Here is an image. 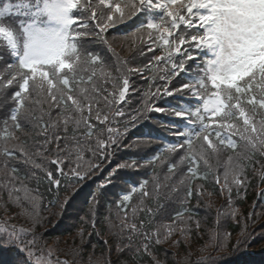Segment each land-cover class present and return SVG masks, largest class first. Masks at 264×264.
I'll return each mask as SVG.
<instances>
[{"label": "snow or ice", "instance_id": "1", "mask_svg": "<svg viewBox=\"0 0 264 264\" xmlns=\"http://www.w3.org/2000/svg\"><path fill=\"white\" fill-rule=\"evenodd\" d=\"M115 41L128 55L116 51ZM8 105L0 120V188L31 221L28 228L0 227V250L16 252L13 264H74L54 259L36 231L44 226L40 199L25 180L39 181L37 171L49 203L61 209L57 215L99 178L87 219L80 218L97 235L101 199L117 189L103 216L113 236L111 246L105 241L104 264H127V251L160 264L150 248L177 230L184 240L175 244L199 234L201 220L190 205L213 195L210 184L225 203L205 247L225 248L232 233L218 229L240 215L235 205L251 183L246 169L255 156L264 158V0H8L0 6V109ZM146 121L163 135L133 134ZM124 151L134 154L118 158ZM16 162L30 166L23 179ZM149 170L150 179H142ZM173 195L182 210L157 225V213L168 212L160 200ZM258 196L264 201V191ZM0 207L7 211V202ZM86 235L80 227L65 241L68 255L83 257ZM133 236L141 238L139 248ZM240 237L233 250L255 239L243 230Z\"/></svg>", "mask_w": 264, "mask_h": 264}, {"label": "trees", "instance_id": "2", "mask_svg": "<svg viewBox=\"0 0 264 264\" xmlns=\"http://www.w3.org/2000/svg\"><path fill=\"white\" fill-rule=\"evenodd\" d=\"M111 35H115V33H112L109 35V39L111 41ZM98 46H93V48H97ZM113 47L116 48V51L121 53V55H128L127 52L124 51V46L121 44L120 41L113 42ZM139 60V59H138ZM140 62V61H139ZM141 63V62H140ZM135 66V65H133ZM139 83H143V81H138ZM135 103L137 101L133 99V106H135ZM10 109V105L6 106L4 109H0V120H3L6 117L7 111ZM168 119H173L172 117L167 116ZM136 130H133V134H136ZM135 138V137H133ZM0 144H2V141H0ZM138 149H133L132 151H137ZM147 151V149H145ZM126 154L125 157L129 155H133L134 153L129 151H124L119 154ZM118 154V155H119ZM256 160L261 161L260 164ZM264 158L257 155L254 157V163H250L246 169L248 178L252 181L251 184V190L247 193L246 199L243 201H238L239 205L242 207H245L243 210L246 212L247 216L249 212H253L255 208L252 207L253 204H255V201L262 202L264 204V201H261L259 199V196L257 194V188L256 184L259 181V176L255 174L256 168L259 167V165H264ZM40 162V161H37ZM15 166L20 169L21 178L23 179L26 174L29 172L30 166L24 165L22 162H16ZM143 171V170H142ZM0 174L3 176V170L0 169ZM167 174V169L165 167H158L157 168V175L160 177L161 183H164L163 177ZM36 175L41 177L39 181L32 180V179H26L25 183L28 185L36 184V188L31 187L30 189H33V194L35 196H38L40 199V209L44 212L45 217L44 219H47L44 221V224L46 227H38L39 233H44L43 240L47 246L51 243H55L57 241L67 239L69 237H73L76 235L77 229L80 227H85L87 233L90 235L85 236V240L87 243L84 246L85 255L86 258L89 256L92 257V259L99 260L100 264H104V260L108 257V250L105 245V241L108 242V245L111 246L113 244V236L112 232L109 231V229L105 226L103 223V216L107 214V204L111 203L112 199L114 198V193L117 191V189H112L111 187L108 190L107 193V199L102 198L100 202L99 207V219L100 222L97 223L96 228L99 234L97 235L95 232H93L92 228L87 227V225H82L80 222V218L84 217L87 219V210H88V200L90 199L91 193L96 188V185L98 183L99 178H94L93 180L89 181L85 187L77 193V195L73 198L72 201L69 202V204L65 207L63 210V215H57V213L61 212V209L58 205L50 204L49 201L53 199L51 195L47 192V185L46 182L43 180V174L39 171L36 172ZM101 174V178H102ZM151 177V171L149 170L147 174H144L141 178L142 179H150ZM166 191V190H165ZM207 191L213 192V195H217L218 197L222 198V196L219 194L218 189L215 188L214 185H208ZM63 197V193H62ZM150 206H154V202H149ZM160 203L164 204L165 208L168 209V212L164 214V216H161L160 213H157L155 217V223L161 224V223H170L171 222V216L174 215V211L182 210L183 203L181 206L177 207L175 202L172 200V198L164 199L162 198L160 200ZM5 204L0 200V205ZM204 204V203H202ZM13 208H10L11 210H7L10 213V217L14 219L13 215L20 211V208H16L13 204H11ZM197 200L195 198L191 201V209L196 213L195 218L201 219V229L199 230V234L197 235L195 231L191 232L187 236V241L184 243L176 244V246H171L165 244V242L154 245L153 254L156 256V258L160 261V264H178L180 257L187 253L190 248L192 247H204V242L200 241L202 239L208 241V238H206V233L208 230L211 229V224H209V220L212 218L211 215L213 214V208L208 207L207 205L203 208L201 205H197ZM4 208V207H0ZM117 209L113 207V214ZM163 211V210H161ZM2 212V210H0ZM140 218H143V214H140ZM249 218V217H248ZM114 224H117L115 220H113ZM183 225H179V227H182ZM230 227L234 230V233L238 235L239 233V224L231 223ZM262 227L260 224L256 227L257 229V235L261 233ZM118 229L114 228L112 231H116ZM125 236H127V233H125ZM184 239H181L182 241ZM124 242H128L127 239L124 240ZM141 242V238L137 236H133L132 241V247L133 249L139 248ZM235 243V241L229 246V251L227 254H230V257L225 256L223 258H220L218 262H226L228 264V259H235L236 255L243 250H246L243 246H250L246 245L245 243H242L239 249L233 250L232 245ZM127 244V243H125ZM94 246V247H93ZM264 249V247L261 248H253L254 252H260V250ZM180 251V252H179ZM61 253V252H59ZM225 255V254H224ZM204 259L200 260L197 257L194 258V263L197 264V262L204 263L207 259L206 256H202ZM201 257V258H202ZM16 252L12 251H3L0 250V264H13V261L16 260ZM60 259H69L70 261H74L75 264L77 262L75 260H72L71 257L62 255L60 256ZM85 259V258H84ZM111 259L115 261L117 259V256L115 252L112 253ZM124 261H126L128 264H148L152 263V259L145 255L142 251L137 254L135 251H127L124 256L121 257ZM87 260L89 264V260ZM84 261V260H83ZM217 262V261H215ZM216 264H219V263ZM79 264H84V262L79 261ZM153 264V263H152ZM234 264H258V258L255 257H246L243 262H235Z\"/></svg>", "mask_w": 264, "mask_h": 264}, {"label": "rangeland", "instance_id": "3", "mask_svg": "<svg viewBox=\"0 0 264 264\" xmlns=\"http://www.w3.org/2000/svg\"><path fill=\"white\" fill-rule=\"evenodd\" d=\"M0 177L1 174H0ZM33 194V193H32ZM34 195V194H33ZM0 200L4 203L7 202V209L10 211V208H13V206L11 205L12 203L8 202V195H7V191L3 190L2 188H0ZM201 201H205L206 205L208 206L209 203H211L213 210L216 209L214 205L217 206V208H220L223 204L222 201L219 199V197H216L215 199H212V197L209 196H204ZM200 201V202H201ZM16 208H20L16 205H14ZM25 208H28L29 211H31L29 205L25 202L24 204ZM0 210H2V212H0V227H3L5 225L7 226H11V225H15L17 228H28L31 227V221L29 220V218L25 215L22 214V209L20 208V211L18 210V212L16 214L13 215L14 219L10 217V213L8 211H5L4 208H0ZM39 214L42 218L45 217L44 212L39 208ZM214 217V221H213V225L215 226V218H216V212H214L213 214ZM256 217V218H255ZM255 217H253L252 219H246L243 210L240 209V215H238L236 217V220L233 221L230 217L226 220V222H222L221 228L218 230H223L224 227H226V225H228L229 223H235V224H239L240 228H239V233L237 234H232V241L229 243V245L225 248L219 249L217 250L215 247H192L190 248V250L183 254L180 259H179V263L178 264H193L194 263V258L197 257L198 259L201 260V257L204 255L207 258H216L217 254H220V256H225L226 257H230V254H227L229 251V246L236 240V238H242L240 237V233L243 230L245 235L251 234L252 236L255 237V239L251 242V243H245L246 245H250L251 248H261V245L264 244V231L261 232V235H257V229L256 227L258 226V224L260 222L264 221V210H260V208L255 210ZM47 219H44V221ZM247 225L246 229L244 228V225ZM118 225V224H117ZM44 227L45 224H44ZM194 227V225H193ZM37 231L39 230L38 228L36 229ZM42 233V232H41ZM44 235V233H43ZM261 236V237H259ZM206 238H208V235L206 233ZM44 239V238H43ZM181 239H184V237L181 236L180 232L177 230V232L167 241H164L165 244L167 245H171V246H176L175 243H173V241H180ZM71 237L64 239V240H59L55 243H51L49 244L48 247H51L55 253L54 255V259L56 257L62 256V255H66L72 258V260H75L77 262V264H79V261L84 262V264H88L86 258L87 255H85V250H84V255L83 257L80 258H76V257H72L70 255H68L67 249H68V243H65V241L70 242ZM202 242H204V244H206V240L202 239L200 240ZM78 243V241H77ZM124 243H128V242H124ZM44 246V245H42ZM47 246V245H46ZM245 247V246H243ZM249 247V246H248ZM61 252V253H59ZM180 252V251H179ZM225 254V255H224ZM93 256V255H91ZM85 258V259H84ZM84 260V261H83ZM95 260V259H93ZM153 263V262H152ZM152 263H148V264H152ZM75 264V263H74ZM128 264V263H127ZM162 264V263H161Z\"/></svg>", "mask_w": 264, "mask_h": 264}]
</instances>
